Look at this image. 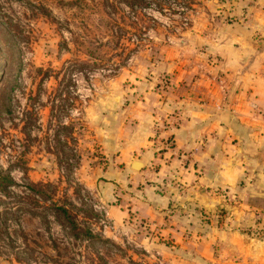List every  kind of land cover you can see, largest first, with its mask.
I'll list each match as a JSON object with an SVG mask.
<instances>
[{"label":"rangeland","instance_id":"rangeland-1","mask_svg":"<svg viewBox=\"0 0 264 264\" xmlns=\"http://www.w3.org/2000/svg\"><path fill=\"white\" fill-rule=\"evenodd\" d=\"M255 3L0 0V169L13 180L0 192V264H264L222 237L199 244L211 227L264 239L263 217L246 223L221 206L189 214L174 205L158 218L130 211L115 223L95 183L130 155L141 112L177 93L178 63L189 68L187 78L221 81L211 71L209 34L219 23L248 21ZM251 38H261L257 28ZM69 121L71 129L61 128ZM71 149L75 156L66 157ZM50 199L109 241L70 236Z\"/></svg>","mask_w":264,"mask_h":264},{"label":"crops","instance_id":"crops-1","mask_svg":"<svg viewBox=\"0 0 264 264\" xmlns=\"http://www.w3.org/2000/svg\"><path fill=\"white\" fill-rule=\"evenodd\" d=\"M255 2L248 21L219 23L209 34L217 58L211 71H220L221 81L187 78L189 68L178 63L177 93L169 92L156 112L140 113L142 132L127 140L130 155L99 174L96 193L111 221L121 222L130 211L158 218L174 205L189 214L221 206L246 223L264 218V0ZM133 159L141 163L137 169ZM218 229L211 227L199 244L209 247L222 237L244 259L264 258V239Z\"/></svg>","mask_w":264,"mask_h":264},{"label":"trees","instance_id":"trees-1","mask_svg":"<svg viewBox=\"0 0 264 264\" xmlns=\"http://www.w3.org/2000/svg\"><path fill=\"white\" fill-rule=\"evenodd\" d=\"M131 3L142 4L145 0H130ZM73 127V121H69L68 124L62 125L61 128H65L67 130ZM66 157L73 158L75 156L74 150H66ZM78 156L76 155V158ZM68 169L70 168L69 164L67 165ZM13 184V180L7 170L0 169V192L5 193L8 191V187ZM27 188L36 194L39 197L45 198L47 197L45 194L43 195V189L34 184H27ZM49 196V195H48ZM31 202L35 200L30 198ZM50 210L53 214L55 220L64 228L68 230V233L73 238H83L88 240H99L101 242L109 241L108 238L101 237L98 234L93 233L89 227L81 225L77 222L75 218L74 212L65 202H56L50 199Z\"/></svg>","mask_w":264,"mask_h":264},{"label":"water","instance_id":"water-1","mask_svg":"<svg viewBox=\"0 0 264 264\" xmlns=\"http://www.w3.org/2000/svg\"><path fill=\"white\" fill-rule=\"evenodd\" d=\"M141 165L140 161L138 159L131 160V166L133 168H138Z\"/></svg>","mask_w":264,"mask_h":264},{"label":"built area","instance_id":"built-area-1","mask_svg":"<svg viewBox=\"0 0 264 264\" xmlns=\"http://www.w3.org/2000/svg\"><path fill=\"white\" fill-rule=\"evenodd\" d=\"M263 122H264V119H263Z\"/></svg>","mask_w":264,"mask_h":264},{"label":"bare ground","instance_id":"bare-ground-1","mask_svg":"<svg viewBox=\"0 0 264 264\" xmlns=\"http://www.w3.org/2000/svg\"><path fill=\"white\" fill-rule=\"evenodd\" d=\"M143 165V164H142Z\"/></svg>","mask_w":264,"mask_h":264}]
</instances>
